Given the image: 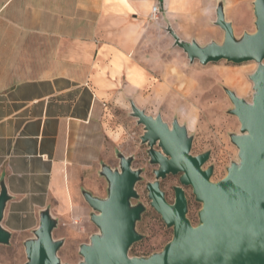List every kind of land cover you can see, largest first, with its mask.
Segmentation results:
<instances>
[{"label":"crops","instance_id":"obj_1","mask_svg":"<svg viewBox=\"0 0 264 264\" xmlns=\"http://www.w3.org/2000/svg\"><path fill=\"white\" fill-rule=\"evenodd\" d=\"M208 1L0 0V192L4 185L10 195L2 225L12 238L32 237L46 208L59 224L84 208L78 175L104 154L106 137L117 145L132 135V102L157 115L149 107L178 106L192 93L188 69L197 61L161 26L168 20L188 40L180 26L215 20ZM224 1L234 24L246 0Z\"/></svg>","mask_w":264,"mask_h":264},{"label":"water","instance_id":"obj_2","mask_svg":"<svg viewBox=\"0 0 264 264\" xmlns=\"http://www.w3.org/2000/svg\"><path fill=\"white\" fill-rule=\"evenodd\" d=\"M253 6L256 30L236 36L232 22L226 18L225 1L218 0L214 23L224 31L222 42L211 40L202 45L195 39L181 38L171 24L166 26L174 45L185 52L191 63H258L249 76L254 90L251 101L235 90L225 89L233 103L229 113L240 121V132L230 133L239 161L231 162L227 174L213 181L214 166L204 168L211 151L192 153L194 136L186 124L178 118L169 123L162 114H148L132 102L131 115L144 129L141 142L148 146L150 163L157 165L156 179L147 184L151 206L167 226L173 227V238L163 250L149 256L129 254L131 246L144 237L137 223L146 205L132 203L139 197L136 184L142 178V169L133 166L132 155L119 152V167L101 165L100 174L108 182L107 196L82 190L93 209L91 221L99 231L80 245L83 259L77 264H264V0H253ZM169 174H181L173 203L168 201L160 182ZM183 185L191 186L196 200L202 203L196 225L187 215L188 197ZM9 199L3 185L0 244H9L12 239L11 231L2 225ZM58 226L49 208L41 211L34 235L24 241V264H63L58 253L65 240L54 237Z\"/></svg>","mask_w":264,"mask_h":264},{"label":"rangeland","instance_id":"obj_3","mask_svg":"<svg viewBox=\"0 0 264 264\" xmlns=\"http://www.w3.org/2000/svg\"><path fill=\"white\" fill-rule=\"evenodd\" d=\"M207 3L211 4L210 9H212L218 1L209 0ZM228 6L231 7V4ZM253 8V0L242 1L238 5V20L233 24L236 36L256 30ZM205 9L207 8H202V11ZM168 23L170 24L168 20L163 21L161 29L166 40L172 42L174 39L166 29ZM216 28L217 31L213 32ZM208 29L211 31L209 32ZM179 30L183 36L188 37V40L195 39L202 45L211 40L222 42L224 38L223 33H220V27L214 23L213 17L209 14L198 17L193 24L185 23L179 27ZM192 34L194 35L191 36ZM175 48L187 58L180 47L176 46ZM257 66L256 61L237 64L221 60L207 65H201L197 62L195 66L188 69L190 71L188 74L193 79L187 82L188 87L193 90L192 95L181 99L178 106H175L173 100H170L168 104L161 107H149L153 113L162 112L164 120L169 123L178 117L181 123L188 126L189 133L194 136L193 154L211 151L210 159L204 167L214 166V173L211 178L213 181H218L227 174V168L231 162L239 161L238 148L232 143L230 133L240 132V121L237 116L229 113L233 103L225 89L235 90L239 96L251 101L254 90L253 82L249 76L256 70ZM187 101L190 104H182ZM125 126L132 135L122 139L121 144L117 145L108 143L109 139L106 137L104 154L99 152L97 156L94 155V159H89L78 175L77 197H79L84 208L77 211L75 217L61 221L54 231L55 238H64L65 240L58 253L63 264L79 263L83 259L79 252L80 245L89 242L91 234L99 231L98 227L91 221L90 213L93 209L85 201L82 190H89L100 197L107 196L108 182L100 174L101 165L106 163L114 168L119 167L120 159L117 156L119 152L132 155L134 157L133 166L142 169V178L136 184L139 197L132 199V203L142 202L146 205V211L137 223V229L144 237L131 246L129 254L131 256H149L163 250L164 246L173 238V227L167 226L161 214L151 206V199L148 196L147 184L156 179L154 170L157 165L150 163V157L147 153L148 146L141 142L140 136L144 130L143 125L134 121L133 123L126 121ZM160 182L162 189L166 192L167 199L170 202L174 201L173 186L181 185L179 174H169ZM183 187L189 201L187 215L196 225L199 223V211L202 203L196 200L191 186L183 185ZM26 260L27 256L22 239L14 236L9 244H0V263L24 264Z\"/></svg>","mask_w":264,"mask_h":264},{"label":"built area","instance_id":"obj_4","mask_svg":"<svg viewBox=\"0 0 264 264\" xmlns=\"http://www.w3.org/2000/svg\"><path fill=\"white\" fill-rule=\"evenodd\" d=\"M161 6L156 4L153 6L152 8V12H151V18L154 20V21H157L159 22L160 18H161Z\"/></svg>","mask_w":264,"mask_h":264},{"label":"flooded vegetation","instance_id":"obj_5","mask_svg":"<svg viewBox=\"0 0 264 264\" xmlns=\"http://www.w3.org/2000/svg\"><path fill=\"white\" fill-rule=\"evenodd\" d=\"M204 168H207V167H204ZM180 175H181V174H179V180H180ZM175 186H176V185L173 186L174 196H175ZM184 189H185V188H184ZM165 193H166V192H165ZM174 200H175V198H174ZM168 201H169V200H168ZM169 202H170V201H169ZM173 202H174V201H171V203H173ZM188 205H189V201H188Z\"/></svg>","mask_w":264,"mask_h":264}]
</instances>
